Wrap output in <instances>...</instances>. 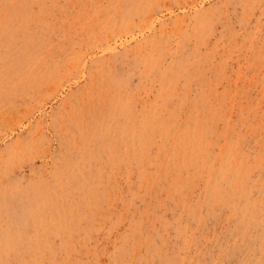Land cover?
<instances>
[{
    "label": "rangeland",
    "instance_id": "1",
    "mask_svg": "<svg viewBox=\"0 0 264 264\" xmlns=\"http://www.w3.org/2000/svg\"><path fill=\"white\" fill-rule=\"evenodd\" d=\"M0 264H264V0H0Z\"/></svg>",
    "mask_w": 264,
    "mask_h": 264
}]
</instances>
